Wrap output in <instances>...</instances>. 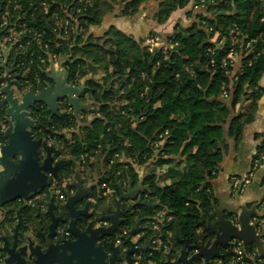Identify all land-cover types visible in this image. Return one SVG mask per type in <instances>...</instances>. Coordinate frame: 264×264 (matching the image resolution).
I'll return each instance as SVG.
<instances>
[{"label":"trees","instance_id":"trees-1","mask_svg":"<svg viewBox=\"0 0 264 264\" xmlns=\"http://www.w3.org/2000/svg\"><path fill=\"white\" fill-rule=\"evenodd\" d=\"M92 1L93 5L87 6L88 0H80V3L79 0H0V14L8 11L10 22L26 25L28 31L25 30L22 35L21 44L25 45L29 40L31 29L40 30L44 34L38 45L48 46V51L54 53H63L68 47L53 29L57 20L55 15L60 19L68 17L64 6L69 7L68 10L82 8L78 23L83 32L75 36L80 41L89 26L101 23L107 11L100 10L99 0ZM41 2L48 6L46 11L42 9ZM120 2L123 3L121 15L132 16L139 12L143 0ZM187 2L160 1L154 22L164 23L171 12L184 7ZM203 2L206 10L195 15L197 20L194 23L179 28V33L165 39L172 46L166 52L165 46L149 51L143 45V40L136 41L117 29L112 35L117 39L119 53L115 54L113 48L98 44L74 47V54L80 56L70 65L72 74L83 66L89 70L96 69V72L102 69L100 78H90L86 82L85 92L94 103L93 111L97 114L89 121L83 118L77 120L68 113L50 115L43 107L35 116L36 135L54 137L60 150L66 151L59 160L55 179L57 187L65 195L71 186H63L62 177L70 174L80 159L99 172V183H96L92 194L96 195L102 182L108 183L114 188V193L120 194L121 186L136 177V167L126 162L127 168H124V163L116 154L124 155L137 164H144L152 158L160 164L171 163L178 155L185 156V172L171 184L159 185L154 173L145 176L148 187L138 199L158 203L137 205L129 216H125V221L114 236L132 226L133 215L141 218L162 208L172 219L161 224L159 238L175 246L183 245L180 242L182 239L193 243L198 238L200 212L206 213L212 201L210 188L208 185L201 186V183L207 174L211 175L212 171L217 170L222 157L221 145H225L226 138L234 137L237 142L245 124L254 120L259 100L264 95V87L260 85V79L264 76L262 0ZM230 29L234 30V36ZM210 31L216 33V39L210 36ZM233 37L236 41L232 40ZM239 40L243 45L249 43L248 48L253 51L245 53L246 48L239 47L237 43ZM220 41H223L221 47ZM33 44L36 49V43ZM237 52L242 54L240 65L234 69V65L229 64L228 70H235L234 75H230L221 62L225 56L236 55ZM38 54L42 58L48 57L43 49ZM18 55L20 60L27 57L20 53ZM32 63L27 59L19 70L28 66L26 75L32 83H36L35 71L38 69ZM224 91L228 94L227 98L223 95ZM246 101L249 102L248 107H239ZM63 128L73 131V140H66L61 135ZM165 131L167 135L161 139L160 135ZM159 141L161 143L156 146ZM263 148L264 142L258 146V153ZM255 156L259 154L253 155L251 165ZM92 158L99 161L93 164L90 162ZM49 190L45 189L46 194L40 195V202L46 203ZM20 203L17 201L13 206L18 207ZM28 207L22 206L21 210L28 211L31 209ZM149 215L146 217H151ZM258 217H264V210ZM126 237H123V242ZM227 249L226 253L220 249L223 255L221 264H226L233 256L231 247ZM258 257L264 259V254ZM245 259L251 264L257 262V259L247 255Z\"/></svg>","mask_w":264,"mask_h":264},{"label":"water","instance_id":"water-1","mask_svg":"<svg viewBox=\"0 0 264 264\" xmlns=\"http://www.w3.org/2000/svg\"><path fill=\"white\" fill-rule=\"evenodd\" d=\"M3 31L0 29V50L4 53L0 64V209L17 201L20 203L29 200L52 185L51 181L58 176L59 163L54 155H58L59 149L49 144L46 139L35 138V116L43 107L52 115H59L60 104H67L79 120L78 111L82 109V105L77 95L86 89L85 85L75 87L68 82L67 73L64 78H57L53 63L50 67L51 74L44 71L51 84L45 85L42 81L29 84L28 75H22V72L17 70L18 54L9 61L12 47L5 48L2 45ZM242 187L241 181L235 191L236 195L242 192ZM146 188L147 186L144 187ZM120 192L119 198L116 199L117 209H109L108 214L101 217L109 221V225L99 227L91 221L94 215L88 213V203L82 208L77 206V203L88 197L87 188L69 191L63 203L55 202V195L49 192L46 208H38V213L43 212L36 213L37 222H24L18 212V222L12 233L0 229V264H134L136 253L147 257V251H153L151 244L141 247L140 240H131L137 227L125 238L124 253L114 244L112 238L130 210L139 204L156 205L158 202L137 199L126 210H122L121 203L128 194L121 188ZM56 210L60 211L58 215ZM65 212L67 218L63 216ZM215 214L222 226L223 235L219 236L215 228L210 226L211 233L217 235L211 241L206 237L207 234H202L201 238L195 239L193 243L182 239L180 242L183 243V248L176 260L178 264H214L210 262L212 259L223 257L220 246L232 247V239L240 240L245 254L249 256L248 245L257 242L258 237L264 236V231L254 236L257 228L255 224L249 223L244 213L239 215L234 210V222L225 220L218 210H215ZM255 214L259 216L261 212L255 211ZM47 219L49 223L45 230L43 228ZM150 219L156 220V217H142L137 222H150ZM60 222L62 228H58ZM199 223H203L202 212ZM21 227L23 230H19ZM207 227L208 225L205 226ZM143 228L146 230L148 227ZM257 252L260 254L263 250L257 249Z\"/></svg>","mask_w":264,"mask_h":264},{"label":"crops","instance_id":"crops-1","mask_svg":"<svg viewBox=\"0 0 264 264\" xmlns=\"http://www.w3.org/2000/svg\"><path fill=\"white\" fill-rule=\"evenodd\" d=\"M163 0H143L140 10L138 13L132 15V16H123L121 15V10L123 3L120 2V0H116V2L110 3L111 9L108 10L105 14L104 19L101 21L100 26L97 25H91L93 28L98 30V34H100V31L103 32L111 28H115L121 33L130 36L134 38L136 41L144 40L146 39V36L150 34L151 32H156L159 35H162L164 39H166L171 33L164 35L163 32L160 31L161 29H164L165 27H168L170 24L169 22H173L179 17L184 18L186 16V11H180L181 9H176L173 12H171L168 19L162 23V25H158L154 22V15L159 7V2ZM180 12V13H179ZM182 13L184 16H182ZM110 15V16H109ZM118 17H121L122 21L117 24L116 20ZM92 29V27H91ZM102 32V34H104ZM171 32V31H170ZM173 32V31H172ZM95 34V33H94ZM15 57L14 55H11L10 62L12 61V58ZM240 65L239 59L235 60L234 63V69H238ZM18 70V69H17ZM96 69L89 70L86 66L84 69V73L82 74V79L80 81H83L84 85L86 86L87 80L90 78H100V76H96ZM25 75V74H23ZM46 82V81H45ZM50 82L45 83L46 85L50 84ZM78 83V82H77ZM69 84V83H68ZM76 85V84H75ZM260 85L264 87V76L260 79ZM76 87V86H75ZM87 89V88H86ZM86 89H83L80 91V94L77 95L79 99L80 105H82V109L78 111V115L80 118H83L86 121H89L95 117L97 114L94 112V103L91 99L87 97V93L85 92ZM76 95V94H75ZM249 102L246 101L239 107H248ZM60 114L64 112L70 111V108H66L63 106V104H60L59 106ZM257 112L255 115V118L252 122L245 124L243 132L241 137L238 139V141H235L234 137H227L225 141V145H221V160L218 162V168L217 170L212 171L211 175L207 174L206 179L201 183V186H206L210 188V193L212 197V201L210 209L206 210V213H203V223L200 224L197 227V233L198 239L201 238V235L207 234L208 240H213L217 235L211 233L209 230V227L212 226L215 228L217 233H219V236L223 235V229L220 223L216 219L215 210L219 211L220 215L224 216L225 220H231L234 222V210L238 212L240 215L241 213L246 214V217L248 218L249 223L255 224L257 228V232L254 236H257L261 233V231H264V217H258L255 214V211L261 212L264 210V158L261 162L260 167H258L257 171L254 173V175L249 179L248 183L245 184L243 182L242 192L239 195H236L235 192L237 189L234 190V177L238 179H242L246 176H248L249 171L251 169V161L253 155L258 152V146L264 142V95L259 100V107L257 108ZM62 136L66 140H73L74 134L72 133V130H67L63 128L61 130ZM59 156V154L57 155ZM120 157V161L124 163V168H127V164L131 163L132 166L136 167V177L134 180H129L128 184L126 183L125 186H121V188L124 190V193L128 194L127 198H124L120 208L122 210H126L127 207L132 205L134 202L137 201L138 198H141V192L144 187H148L147 184H145L144 178L147 176V174L154 173L157 176V183L161 186L169 185L173 181H176L177 178L185 172L186 169V162H185V156H177L174 158V160L171 163H157L155 160L149 159L144 164H137L133 160H131L128 157H125L124 155L121 157V154H118ZM58 158V157H57ZM56 158V159H57ZM179 160V163H176L177 160ZM99 161L97 158H92L90 160L91 163L96 164ZM128 162V163H126ZM85 166V164H81L80 160L77 163V166L73 169V171L70 174H66L63 178V186H71L70 191L74 192L78 188L81 190H84L87 188L89 190V195L87 199H89L91 213H93L94 217L91 218V221L95 224L96 227L99 226H108L106 225H100L98 224V216H103L108 214V210L111 209L115 211L117 209L116 199L119 198L118 192L110 194L107 198H105V202L103 204L99 203L100 195L97 193L96 195L93 194V189H96V183H99V176L97 174L98 171H95L94 168L88 167L86 165L85 169L81 166ZM97 167V166H96ZM173 169V170H172ZM99 173V172H98ZM168 173V174H167ZM55 181V179H54ZM242 181V180H241ZM53 182V181H52ZM101 185V184H100ZM98 185V186H100ZM129 185V186H128ZM239 185V184H238ZM201 188V187H200ZM45 192L41 191L40 193L36 194V198L40 197L41 194ZM68 195V194H67ZM65 196L63 201H60L57 196H55L54 201L58 203H63L67 197ZM49 196V195H48ZM86 199V198H85ZM29 200L33 201V206L37 207L42 202L39 201V199L30 198ZM29 200L20 201V206L15 207L12 206L14 203H12L8 207H12L9 209H12L9 213V218L4 220L2 217H0V229L1 230H8V233H12L14 226L18 222V215L19 212L22 216L24 222H28L32 220L33 214L37 212L36 208H33L31 204L29 203ZM84 200V199H83ZM31 201V202H32ZM82 202V201H81ZM81 202L77 203V206H81ZM98 202V203H97ZM39 203V204H38ZM48 200L46 203L44 202V205L47 206ZM28 205L29 209L28 211H22L21 207ZM198 205V204H197ZM213 205V206H212ZM46 206H44L42 209H45ZM216 208V209H215ZM137 210V209H136ZM139 211V210H137ZM153 211V208H152ZM163 211L164 214H167L164 209H158L155 210L152 215L144 214L141 216H151L152 218L156 217L155 219L150 220V222H145L142 220L140 223L137 222L141 218L138 217V215H133V224L129 228V231H131L133 228L137 227L136 232L131 236L132 242H136L137 240H140L139 245L141 247H147L152 245L158 244L159 237L161 235V224L165 221L168 223L170 220H165L164 216L160 215L159 213ZM43 212V211H41ZM39 211V213H41ZM159 212V213H158ZM233 212V213H232ZM38 213V212H37ZM132 213V210L128 212V216ZM232 213V214H231ZM1 214V209H0ZM126 214V215H127ZM13 216L14 219H10V217ZM122 216V215H121ZM169 216V215H167ZM245 217V218H246ZM10 219V220H9ZM200 222V218H199ZM205 228V226H207ZM148 227L146 230L143 227ZM8 227V229H7ZM263 227V230H262ZM19 230H23V227L19 228ZM155 233V234H154ZM157 234V235H156ZM252 236V237H254ZM115 237V236H114ZM251 237V239H252ZM162 242L166 243L168 248L162 249L161 253H156L155 250L153 251H147V257L144 254H138L136 253L134 255L135 261L134 264H161L162 262H167V264H178L177 258L179 256L180 251L183 248V245L177 244L176 246L171 242L170 244L163 241L161 237ZM237 239H232L231 243ZM240 241V240H238ZM258 243V245H256ZM226 247H221L220 249L223 250V252L226 253L228 251ZM257 249L263 250L262 253L264 254V236L258 237L257 242H253L248 245V254L249 258H257L258 254ZM126 250V249H125ZM124 253L125 251H121ZM154 253V257L152 256ZM141 257V258H140ZM223 257H215L210 262L214 264H221ZM199 264H204V262H200ZM226 264H232L231 258L228 260ZM264 264V261L263 263Z\"/></svg>","mask_w":264,"mask_h":264},{"label":"rangeland","instance_id":"rangeland-1","mask_svg":"<svg viewBox=\"0 0 264 264\" xmlns=\"http://www.w3.org/2000/svg\"><path fill=\"white\" fill-rule=\"evenodd\" d=\"M100 1L102 2V4H101ZM112 2H113L112 0H99L100 10H103L104 12H105V10H107V11L110 10L111 9L110 3H112ZM79 3H80V0H79ZM107 3L110 5V7H109V5H106ZM203 3H204L203 0H199V1H197V0H188L187 4L184 7L178 8V9H181L180 10L181 12L182 11H184V12L186 11L185 20H184V18L179 17L176 20H174L173 22L170 21L169 22L170 24L168 25V27H165L164 29H161L160 31H165V32H163L164 35H167V34L171 33L169 35L170 37H172L174 35V33H179V31H180L179 28H182L183 26L191 25L192 23H194L197 20V17L195 15L198 14L199 12H203V11L206 10L205 9V3L204 4ZM262 3H263V6H264V0H262ZM41 4H43L42 9L44 11H46L48 9V6L45 3H42V2L40 3V5ZM88 5L89 6L93 5V1L92 0H88L87 6ZM84 6H85V4H84ZM64 7H65L64 11L66 12L68 17L63 16L60 19V17L55 15V19H57V20H56L55 27L53 29H54L55 33H57V37H61V39L67 43V47L68 48H67V50L65 52H63V53H61V52L54 53V52L48 51V46H44V47L43 46H39L38 45V44H40L39 39L44 34V31H40V30L31 29L30 30V38H29V40L25 43V45L21 44L22 43L21 37H22V35L24 33H20L19 31H21V30L22 31L24 30V32H25V30H26V32L28 31L26 25H25V29H23V23L20 24V27L17 26V27H15V29H13V31H15V32L17 31L16 34L14 35V38H13V39H15V41H17L16 44L15 43L10 44L6 40L4 42L5 43L4 47L5 48L12 47L15 54L16 53H20V55L22 54L23 56H27L26 58L29 60V63H32V62L34 63V67L36 69H38L37 71H35V78L37 79V82L38 81H42V82H44V84L47 83V82H50V80L48 78H46V76L44 75V71H48L51 74L52 71L50 70V67H51V64L53 63L54 69L56 71L55 76L57 78L58 77L64 78L66 73H67L68 82L72 83L76 87H82V86H84V83H83V81H80L82 79V77H81L82 74L81 73L84 71L86 66L81 67L82 69H76L75 72L72 74V72L70 71V65H71V63H73V61L76 58H78L80 56L78 54H74L73 48L76 47V46L82 47L83 45H87V44H98V45H101L104 48H109V47L113 48V51H115L114 52L115 54L119 53V50L116 47V40L117 39L114 37V35H112L117 30L115 28H111V26H110L109 29H107L104 32L101 30L100 34H98L97 33L98 30H96V32H95V28L96 27L93 28V26H89L88 29L84 32L83 38L80 41H77L75 39L76 33L83 32L82 31L83 28L82 27L80 28L79 27V23H78V16H79L80 11H81L82 8L78 7L77 10H75V9L68 10L69 7H67V6H64ZM106 12H105V14H106ZM105 14H103L102 20L104 19ZM207 14H210V13H207ZM182 16H184L183 13H182ZM121 21H122L121 17H118L117 20H116L117 24H119ZM158 25H162V23H158ZM97 26H100V24H98ZM91 27H92V29H91ZM8 32L9 31H4L5 35H7ZM102 32L104 34H102ZM210 32H211L210 36L211 37L213 36V38L216 39L217 38L216 33H213V31H210ZM229 32L233 33V36H234V30L233 29H230ZM232 40L236 41V39L234 37L232 38ZM33 42L36 43V45H35V46H37L36 49H34L35 47H34ZM237 43H238L239 47L246 48V50H244L245 53H251L253 51V49L248 48L249 47V43H246L245 45H243L242 44L243 43L242 40H239ZM58 45L59 44H56V46H58ZM143 45H145L146 48L149 51H152L155 48H157V49L160 48V47L163 48L165 46L164 51L166 52L168 49H170L172 47L170 45L169 41H166L164 39V37H162V35H159L156 32H151L150 34H148L146 36V39L143 40ZM219 45L221 47L223 45V41H220ZM28 47H30V48H28ZM42 49L48 55L47 58H42L41 57V59H40V56H39L38 53H40V50H42ZM28 52H29V54H28ZM241 55L242 54L237 52L236 55L225 56L222 59L221 66H223V68L228 70V67L230 65H234L236 59H239V61H241ZM212 62H213V60H212ZM200 65L204 66V64H201V63H200ZM27 71H28V66L26 67V69H24L22 71V73L23 74H27ZM228 72L231 73L230 75H234L235 70H233V69H232V71L228 70ZM101 74H102V69H98L97 72H96V76H100ZM29 84H31L30 79H29ZM223 95L226 98L228 96L226 91L223 92ZM65 107L66 108H70V111L69 112H64V113H68L70 115L75 116L73 114V110H72L71 107H69L67 104H65ZM59 113H60V111H59ZM50 115H52V114L50 113ZM164 134H165V132L162 133V135H164ZM164 137H165V135H164ZM53 142H55V141L53 140ZM157 143L160 144L161 142H156V146L159 145ZM58 144L59 143H57V148L59 149V153H58L59 156H57L58 157L57 161L59 163V160L65 155L66 151H64V149H62V151H61L60 150L61 148L58 147L59 146ZM263 150H264V148H263ZM261 151H260V153H261ZM258 154L259 153L256 152L254 155H258ZM117 158L120 159L119 156ZM255 158H256V156H255ZM262 160L263 159H260L259 164H260V162ZM85 167H86V165L84 166V169H85ZM54 179H56V177ZM54 179H53V182L55 183V186H57V183L54 181ZM49 187H51V186H49ZM98 188H99L98 190H99V193H100L102 191V189L100 188V186ZM145 201H147V200H145ZM165 217H167V216H165ZM125 231H126L125 235L128 236L130 234L129 229H126ZM122 234H123V232L120 231L118 233V235H119L118 237H121ZM245 256H246V254H245ZM257 256H259V255H257ZM257 258H259V257H257ZM257 258H254V259H257Z\"/></svg>","mask_w":264,"mask_h":264},{"label":"built area","instance_id":"built-area-1","mask_svg":"<svg viewBox=\"0 0 264 264\" xmlns=\"http://www.w3.org/2000/svg\"><path fill=\"white\" fill-rule=\"evenodd\" d=\"M20 27V25H17L16 23H12L10 22V16L8 14V11H5L3 13L0 14V29L1 28H5L4 31H9L7 35H3V38H2V45L4 46V42L7 40L10 44L12 43H15L17 41H15L14 38V35L16 34L15 31H13V29H15V27ZM23 29H25L24 25H23ZM20 33H24V30L22 31H19ZM8 48V47H7ZM4 59V53L2 50H0V64L2 63ZM41 59V57H40ZM27 60V58L25 57H22L21 60L19 59L18 62H17V67L18 69H20V67L25 63V61ZM26 69V66L21 70V72ZM26 72V71H25ZM28 72V71H27ZM0 97H1V94H0ZM69 112V111H68ZM165 136L167 135V131H165ZM164 135H160L161 139L164 137ZM54 140L56 141V139L53 137V138H49L48 137V140ZM161 142V141H159ZM159 144V143H157ZM118 156V154H116ZM264 158V150L261 151V153H259V156L256 157L254 160H253V163L251 165V169L249 171V174L248 176L242 178V182L244 183H248L249 179L252 177L254 171L257 169V167L259 166V161L260 159H263ZM80 163L83 164L84 161L80 159ZM81 167L84 168V166L82 165ZM240 179L234 177V183H233V186H234V190L237 189L238 187V184L241 182ZM100 188L102 189V191L99 193L100 196H104V197H108L110 194H113L114 193V188L110 187V185L106 182H102L101 185H100ZM50 193H53L55 196H57V198L60 200V201H63L64 198H65V194L64 192L57 186H55V183L52 182V186L50 187V190H49ZM46 193H43L42 196H44ZM40 197L36 198V199H39ZM32 200H29V203L30 204H33V201L31 202ZM40 207H44V203H41L40 204ZM159 213V212H158ZM160 215L164 216L165 220H171L172 217L171 216H167L166 214H164L163 211H161L159 213ZM167 216V217H165ZM98 224L100 225H106L108 224V222L104 219L101 218V216H98ZM123 234L121 235V237H118L119 235H117L115 237V239L113 240L114 244L116 246H119L120 247V250L121 251H125V247H123V237L126 233L125 230L122 231ZM68 234V232H66ZM158 244H156L155 246L153 245L154 249H156L157 247L159 246H162V245H165L163 244L162 240L159 238L158 240ZM167 247V245H166ZM231 250L233 252V256L231 258L232 260V264H251L250 262H248L246 259H245V253H244V248H243V244L241 241H238V240H235L233 241V244H232V247H231ZM264 261V259L262 258H257V262L255 264H262Z\"/></svg>","mask_w":264,"mask_h":264},{"label":"flooded vegetation","instance_id":"flooded-vegetation-1","mask_svg":"<svg viewBox=\"0 0 264 264\" xmlns=\"http://www.w3.org/2000/svg\"><path fill=\"white\" fill-rule=\"evenodd\" d=\"M1 29H5V28H1ZM3 35H4V31H3V33H2V38H3ZM17 54H19V53H14V51H13V48H11V53H10V56H9V61H10V57H11V55H17ZM18 57H19V55H18ZM13 59V58H12ZM18 59V58H17ZM19 60V59H18ZM19 70V69H18ZM20 71V70H19ZM21 72V71H20ZM22 75H23V73H22ZM37 124V123H36ZM36 128V127H35ZM34 134H35V138L36 139H46V140H48V138H45V137H40V136H38V135H36V131H35V129H34ZM48 143L49 144H51V145H54L55 147H57V144L55 143V142H53L51 139L50 140H48ZM54 157H55V160H56V158H57V154H55L54 155ZM50 179V178H49ZM53 181V180H52ZM50 188V187H49ZM36 195H33L32 196V198H35L36 199V197H35ZM105 198H103L102 196L100 197V199H99V203H101V204H103L104 202H105ZM97 202V203H98ZM86 203H88V213H91L90 211H91V208L89 207L90 206V202H89V199H84L82 202H81V206L80 205H78V208H82L83 206H85V204ZM34 204V203H33ZM33 204H31V206L33 207V208H36L37 209V211L39 210L38 208H40V205L39 206H37V207H35V206H33ZM39 204V203H38ZM45 206V205H44ZM9 208H11V207H4V208H1V214H0V217H2V219H4V220H6V219H8L9 218V213H10V211L11 210H9ZM41 209V208H40ZM37 212H35L34 214H33V218H32V220H34L35 222H37L36 221V214ZM60 213V211L59 210H56V214L58 215ZM39 214V213H38ZM63 216L64 217H66L67 218V214H66V212L65 213H63ZM12 217V216H11ZM11 217H10V219H11ZM42 218H44V216H41ZM84 219V218H83ZM82 219V220H83ZM47 223H49V221H48V219L46 220V223H45V225H44V228L43 229H45L46 230V225H47ZM62 223L60 222L59 223V225H58V228L59 227H61L62 228ZM113 240V239H112ZM163 244H165L166 245V243H164L163 242ZM165 245H162V246H159V247H157L156 249H154V247H153V245L151 244V247L155 250V252L156 253H161V251H162V249L163 248H165ZM166 248H168V246L166 247Z\"/></svg>","mask_w":264,"mask_h":264},{"label":"clouds","instance_id":"clouds-1","mask_svg":"<svg viewBox=\"0 0 264 264\" xmlns=\"http://www.w3.org/2000/svg\"><path fill=\"white\" fill-rule=\"evenodd\" d=\"M65 107V106H64ZM66 196V195H65ZM46 206V205H45ZM116 237V236H115ZM115 237H113L112 239L114 240L115 239ZM119 247V246H118ZM120 248V247H119Z\"/></svg>","mask_w":264,"mask_h":264}]
</instances>
